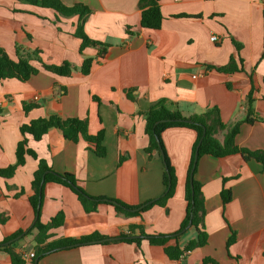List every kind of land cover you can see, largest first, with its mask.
I'll use <instances>...</instances> for the list:
<instances>
[{"label": "crops", "instance_id": "1", "mask_svg": "<svg viewBox=\"0 0 264 264\" xmlns=\"http://www.w3.org/2000/svg\"><path fill=\"white\" fill-rule=\"evenodd\" d=\"M263 0H161L164 16L159 30L141 28L139 0H62L67 6L81 3L91 13L86 33L109 45L103 59H96L89 75L80 71L86 58L98 51L87 48L75 37L78 17H61L55 11L17 0H0V47L16 60V45L41 50L46 63L70 62L76 67L71 77H61L33 64L40 72L28 82L0 81V168L16 162V147L23 139L21 127L32 120L59 115L89 120V133L104 131L105 158L97 157L85 141L64 139L57 129L40 141L27 136L39 158L60 173L74 174L92 197L119 200L131 206L144 205L164 192L162 157L150 158L145 149V117L151 105L165 99L189 113H203L218 107L222 121L234 124L246 119V102L254 86V108L264 118V7ZM136 34L130 36L127 28ZM216 35L219 41H211ZM32 37V39L29 38ZM240 47V50H238ZM232 56L243 60V72L217 71ZM238 65H242L238 62ZM230 87H229V86ZM134 89L136 102L126 90ZM95 98H98L96 100ZM40 105L24 112L23 103ZM222 138V135L220 136ZM197 134L174 128L163 133L166 152L178 179L175 195L167 207L155 206L141 216H118L113 207L101 205L85 213L77 196L68 188L49 183L45 187L42 222L58 213L64 225L52 231L50 241L79 239L101 233L116 238L131 225H142L147 234H171L180 229L186 215L185 185ZM236 144L249 150H264V122L244 123ZM38 161L27 158L11 180L0 179V242L16 232L29 230L35 214L29 202L31 183ZM196 178L206 198L208 244L180 261H171L163 247L143 241L140 246L125 242L99 243L53 252L38 264H203L206 258L217 264H264V168L246 162L239 155L222 159L204 156ZM227 180V183L224 180ZM8 185L13 186L8 189ZM232 191L224 205L221 191ZM27 194L14 196L20 189ZM236 233V243L227 242ZM189 231L182 245L194 238ZM33 236L18 241L23 255L34 253ZM26 264H35L26 260ZM0 264H11L0 252Z\"/></svg>", "mask_w": 264, "mask_h": 264}, {"label": "trees", "instance_id": "2", "mask_svg": "<svg viewBox=\"0 0 264 264\" xmlns=\"http://www.w3.org/2000/svg\"><path fill=\"white\" fill-rule=\"evenodd\" d=\"M17 1L55 11L57 22L60 21L61 17H78L77 27L73 35L82 41L79 50L80 54H83L87 48H94L98 51L96 58H86L83 61L80 69L83 75L91 73L96 59L105 57L109 45L92 39L85 31V23L91 11L84 4L76 3L73 6H67L62 0ZM138 8L141 13L142 29H161L164 20L161 0H139ZM127 32L130 36L136 34L131 31L130 27L127 28ZM29 38L32 39L31 36ZM238 50H240V47H238ZM16 56V60L12 59L7 51L0 47V81L14 79L23 83L28 82L40 72V69L33 62L39 63L40 67L45 71L61 77H71L77 70L72 63L67 61L60 65L46 63L42 58L41 50H27L18 44L16 45ZM238 62L242 65L241 67ZM216 70L227 74L243 72V60H237L236 56H232L227 65ZM134 92V89L126 90L128 98L136 102V98L133 95ZM254 92L255 88L253 86L245 106L246 119L234 124L224 123L220 110L216 106L208 108L203 113H189L179 109L177 105L169 104L165 99L153 103L147 112L142 113L145 117V133L149 138V144L145 151L150 158L154 156L162 157L165 169L163 194L157 199L140 206H131L119 200L106 197L90 196L80 186L74 174L55 171L46 160L39 158L38 154L29 146L28 135L32 136L35 141H40L50 130L57 129L62 133L64 139L74 143L83 140L88 145L89 150L97 157L105 158L107 155L106 147L103 144L105 133L100 131L96 135H91L87 118H62L59 115H51L25 123L21 127L23 139L18 143L15 151L16 162L6 168H0V179L11 180L16 175L17 170L26 164L28 157L38 161V167L31 183V194L28 196L35 214V221L29 230H20L0 242V252H4L10 257L11 264H26L27 261L24 255L16 251L15 244L27 236H33L35 242V257L32 259L35 264H38L42 258L53 252L99 243L125 242L140 246L143 241H148L151 245L163 247L166 256L171 261H180L189 253L206 246L209 240V233L206 227V198L203 184L196 178L200 159L204 156L222 159L239 155L244 161H256L262 164L264 168V150L252 151L236 144V137L242 124L264 122V118L260 117L254 108ZM95 99L99 101L98 98ZM39 107L40 105L36 102L23 103V109L26 114ZM174 128L191 129L197 134L185 185L186 215L177 232L171 234H147L144 226L131 225L126 233L122 232L119 237L109 241H106V239H109L107 236L98 232L79 239L63 238L50 241L53 237L52 231L64 225L65 214L60 212L51 218L48 223L42 222L44 191L49 183L59 184L70 189L77 196L85 213L88 214L97 212L101 205L111 206L118 216L127 218L141 216L155 206L166 208L168 201L175 195L178 179L176 170L165 149L163 133L168 129ZM221 135L222 138L220 137ZM162 153L164 154L163 156ZM191 179L193 182H191ZM224 182L227 183V180L225 179ZM12 188L13 186L8 185V189ZM26 194V190L22 188L14 197L19 198ZM221 198L224 205L229 204L233 198L232 191L224 186L221 191ZM7 219L5 215L0 214L1 224H4ZM189 231H193L195 236L182 245L181 239ZM235 243L236 233H233L227 242L228 249ZM203 264H217V262L206 258L203 260Z\"/></svg>", "mask_w": 264, "mask_h": 264}, {"label": "built area", "instance_id": "3", "mask_svg": "<svg viewBox=\"0 0 264 264\" xmlns=\"http://www.w3.org/2000/svg\"><path fill=\"white\" fill-rule=\"evenodd\" d=\"M262 3H263V7H264V0L262 1ZM211 41L214 42V43H216V42L219 41V38L216 35H212ZM34 257H35V253H31L29 255H27V254L24 255V258L26 260H28V259L32 260Z\"/></svg>", "mask_w": 264, "mask_h": 264}, {"label": "water", "instance_id": "4", "mask_svg": "<svg viewBox=\"0 0 264 264\" xmlns=\"http://www.w3.org/2000/svg\"><path fill=\"white\" fill-rule=\"evenodd\" d=\"M164 154L162 153V156H163ZM191 182H193V180L191 179ZM113 239H115V238H109V239H106V241L108 240H113Z\"/></svg>", "mask_w": 264, "mask_h": 264}]
</instances>
